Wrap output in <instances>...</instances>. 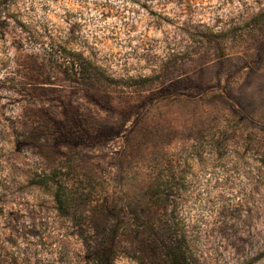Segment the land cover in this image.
I'll return each instance as SVG.
<instances>
[{
  "label": "rangeland",
  "instance_id": "1",
  "mask_svg": "<svg viewBox=\"0 0 264 264\" xmlns=\"http://www.w3.org/2000/svg\"><path fill=\"white\" fill-rule=\"evenodd\" d=\"M51 41L119 85L73 88L48 63ZM166 64L177 67L163 75ZM43 130L53 161L17 151ZM194 149L186 213L200 263L264 264V0H0V264H88L80 231L94 234L107 206L159 228L150 185ZM68 155L69 186L88 193L82 226L37 180ZM145 250L125 239L116 264H149L134 255Z\"/></svg>",
  "mask_w": 264,
  "mask_h": 264
},
{
  "label": "trees",
  "instance_id": "2",
  "mask_svg": "<svg viewBox=\"0 0 264 264\" xmlns=\"http://www.w3.org/2000/svg\"><path fill=\"white\" fill-rule=\"evenodd\" d=\"M217 38V37H213ZM218 39V38H217ZM46 57L48 63L54 69L63 73L67 83L73 88L88 89L94 86V81L107 82L111 85H119L102 73L98 65L85 56L81 50L70 47L67 43L51 41L47 47ZM166 64L162 67L163 75L173 73L176 64ZM167 74V75H168ZM46 131L30 132L16 139L18 152L27 150L37 151L45 160L53 161L56 151L52 142L45 137ZM211 150L219 155V151L225 148L230 140L227 131L211 137ZM12 143V142H10ZM195 150V149H194ZM192 150L182 160V171L171 177L161 178L151 184V190L158 195L163 204L167 218L161 221L158 228L152 221L144 223L137 216V223L130 227V223L119 208L105 207L92 221L95 233L91 234L84 229L80 231L85 248V260L88 264H116L122 252V243L128 239L129 243L139 242L145 246L143 255L134 254L136 259L149 264H201L196 251L195 234L193 233L191 220L186 213L187 204L191 197V189L194 184L192 178L193 163L197 150ZM74 157L68 155L63 161L62 169H52L50 172L38 176V185L46 189L56 211L60 216L70 219L78 226H82L87 217L78 216L76 209L83 203H87L88 193L82 186L75 183L69 186L70 176L74 171ZM144 233L147 239H141L137 235ZM148 241V243H146ZM135 244V243H134ZM128 254H132L129 252Z\"/></svg>",
  "mask_w": 264,
  "mask_h": 264
}]
</instances>
